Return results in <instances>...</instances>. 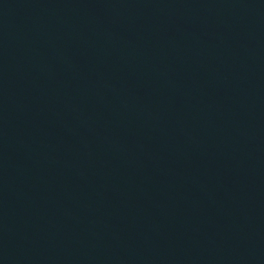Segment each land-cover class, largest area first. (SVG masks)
I'll return each instance as SVG.
<instances>
[{
  "label": "water",
  "instance_id": "obj_1",
  "mask_svg": "<svg viewBox=\"0 0 264 264\" xmlns=\"http://www.w3.org/2000/svg\"><path fill=\"white\" fill-rule=\"evenodd\" d=\"M0 264H264V0H0Z\"/></svg>",
  "mask_w": 264,
  "mask_h": 264
}]
</instances>
